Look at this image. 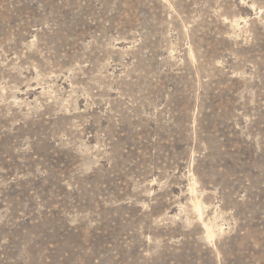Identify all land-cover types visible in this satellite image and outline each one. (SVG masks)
Returning a JSON list of instances; mask_svg holds the SVG:
<instances>
[{
  "label": "rangeland",
  "instance_id": "rangeland-1",
  "mask_svg": "<svg viewBox=\"0 0 264 264\" xmlns=\"http://www.w3.org/2000/svg\"><path fill=\"white\" fill-rule=\"evenodd\" d=\"M0 264H264V0H0Z\"/></svg>",
  "mask_w": 264,
  "mask_h": 264
}]
</instances>
